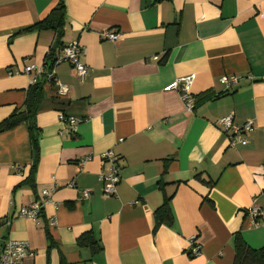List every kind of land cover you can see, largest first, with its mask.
<instances>
[{
  "label": "crops",
  "instance_id": "obj_1",
  "mask_svg": "<svg viewBox=\"0 0 264 264\" xmlns=\"http://www.w3.org/2000/svg\"><path fill=\"white\" fill-rule=\"evenodd\" d=\"M59 1L0 0V124L26 109L34 84L25 66L43 72L37 146L28 123L0 133V237L29 243L23 264H233L238 234L263 249L264 0H64L62 43L84 48L83 82L66 62L48 79L56 32L27 31ZM190 74L198 102L191 114L177 92L164 90ZM223 76L241 80L227 90ZM60 114L81 120L76 132ZM227 116L254 123L247 146H229L218 125ZM108 151L121 182L104 198ZM45 190L51 202L40 217L19 216ZM168 197L174 223L156 226ZM256 206L257 223L249 216ZM88 233L100 252L78 245Z\"/></svg>",
  "mask_w": 264,
  "mask_h": 264
},
{
  "label": "built area",
  "instance_id": "obj_2",
  "mask_svg": "<svg viewBox=\"0 0 264 264\" xmlns=\"http://www.w3.org/2000/svg\"><path fill=\"white\" fill-rule=\"evenodd\" d=\"M103 36L110 40L111 42H118L120 39L119 33L105 32ZM85 53L84 48L78 43L74 42L70 45H66L59 49L53 67L45 72L48 79H54V68L61 63H69L73 66L76 76L83 82L89 74L88 67L81 62V57ZM157 59V58H156ZM23 74L32 75V84H35L40 76L43 74L42 69L37 65H26ZM196 80L195 74H190L179 78L178 80L172 82L165 87L166 92L175 91L181 96V100L184 103L186 111L188 113H193L196 106V98L192 94V88ZM241 78L239 76H223L220 82L225 86L227 90L232 89L234 86L238 85ZM54 81V80H52ZM58 94L67 95L69 88L67 85L57 81L56 82ZM59 120L61 122H68L69 129L71 132H76L78 123L81 122L80 119H68L64 114L59 115ZM218 125L222 128L223 132L228 136L229 146L235 148L239 145L247 146L250 141L247 136L254 131V123L248 122L242 126L235 125L232 116H227L218 120ZM101 161L104 165V170L100 173V181L103 183V197L110 198L114 196L117 192V187L121 182V168L118 165V157L111 151L105 152L101 155ZM43 200L41 203L35 202L30 206H26L21 209L19 216L37 220L42 214L44 206L51 202L50 193L48 191H43ZM90 192L88 190L80 192V200H87L90 197ZM249 216L251 219L257 223L258 219L262 217V211L259 207H253ZM55 221L52 225H55ZM5 226L10 227L11 222L9 220L5 221ZM197 238L193 237L190 239V252L193 257L200 255V246L197 245ZM1 242H3L1 244ZM32 250L30 245L26 241H18L11 239H2L0 237V264H23L24 260L32 256Z\"/></svg>",
  "mask_w": 264,
  "mask_h": 264
},
{
  "label": "trees",
  "instance_id": "obj_3",
  "mask_svg": "<svg viewBox=\"0 0 264 264\" xmlns=\"http://www.w3.org/2000/svg\"><path fill=\"white\" fill-rule=\"evenodd\" d=\"M65 26V5L64 0H60L58 5L49 13V15L36 24L34 27L27 31L37 30H54L56 32V43L51 50V55L47 60V67L50 70L53 67L55 61V51L58 48L63 47L62 38L64 35ZM43 82L41 77L38 81L32 85L28 91L26 100V109L24 111H16L12 116L0 124V133L9 131L19 126L22 123H28L31 132V137L33 144L37 146V134L38 131L35 126L36 114L42 104L43 100ZM198 102H196L197 105ZM35 167L33 168V173H35ZM33 175V174H32ZM26 182L30 185L33 183V176L28 178ZM215 183V182H214ZM213 183V184H214ZM172 197L165 198L164 204L157 210L155 219L156 226L167 225L171 226L174 223V217L172 215V210L170 207V202ZM78 245L80 247H90L94 254L101 251V246L95 240L92 233L83 235L78 240ZM234 249H235V259L233 264H264V248L263 249H253L247 245L240 234L236 235L234 238Z\"/></svg>",
  "mask_w": 264,
  "mask_h": 264
},
{
  "label": "water",
  "instance_id": "obj_4",
  "mask_svg": "<svg viewBox=\"0 0 264 264\" xmlns=\"http://www.w3.org/2000/svg\"><path fill=\"white\" fill-rule=\"evenodd\" d=\"M3 242H1V244H2Z\"/></svg>",
  "mask_w": 264,
  "mask_h": 264
}]
</instances>
